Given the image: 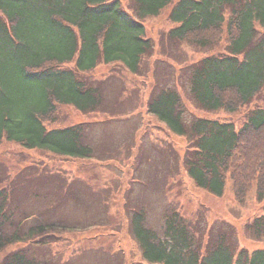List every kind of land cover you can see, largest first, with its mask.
Here are the masks:
<instances>
[{"label":"trees","instance_id":"16d2710c","mask_svg":"<svg viewBox=\"0 0 264 264\" xmlns=\"http://www.w3.org/2000/svg\"><path fill=\"white\" fill-rule=\"evenodd\" d=\"M129 7L121 0H0V145L103 160L88 141V124L48 125L60 120L63 105L84 113L102 107L101 86L88 76L99 64L120 63L140 74L156 47L144 21L168 8L176 25L165 39L209 52L188 66L190 92L200 109L237 113L264 90V0H130ZM184 107L173 88L148 101L150 114L187 139L183 163L195 186L222 196L229 180L235 201L243 202L253 191L264 200V101L246 112L240 125L201 117L188 121ZM31 169L30 182L59 180L56 173L38 176ZM9 179L6 170L0 171V252L16 248L0 264H49L34 247H53L72 228L44 219L29 225V215L17 218L13 180L3 186ZM61 180L67 195L68 181ZM30 182L29 190L36 185ZM39 188L33 191L55 205L52 185ZM63 199L60 195L56 204ZM145 216L144 210L135 211L130 224L146 264H264V249H239L229 224L200 239L194 220L177 208L168 213L163 234L147 227ZM247 230L264 239V211Z\"/></svg>","mask_w":264,"mask_h":264},{"label":"rangeland","instance_id":"374dc122","mask_svg":"<svg viewBox=\"0 0 264 264\" xmlns=\"http://www.w3.org/2000/svg\"><path fill=\"white\" fill-rule=\"evenodd\" d=\"M121 1L126 9L130 8V0ZM170 10L144 21L147 36L156 47L144 60L140 74H132L120 63L99 64L88 76L101 86L102 107L84 113L63 105L60 120L48 125L57 128L88 124V141L103 160L63 158L12 142L0 145V171L6 170L10 176L3 186L13 180L16 217L29 215V225L44 219L72 228L53 247H34L49 264H144L130 224L137 210H144L146 226L159 234H163L168 213L177 208L194 220L200 239L212 238L215 227L229 224L236 232L239 249L251 253L264 249V239H254L247 230V224L263 213L264 200H258L253 191L243 202L235 201L229 180L222 196L197 188L183 163L187 139L171 132L148 112L151 97L161 89L173 88L182 95L186 120L201 117L240 125L246 112L263 105L264 90L237 113L200 109L190 92L188 66L209 52L187 42L165 39V34L176 25L169 20ZM31 168L38 176L56 173L53 176H59V180L44 177L43 182L39 178L30 182L27 175ZM60 176L68 181L64 185L67 195L62 191ZM28 182L41 189L45 184L52 185L54 196H50L55 205L47 204L44 197L33 191L34 187L26 188ZM60 195L64 196L63 203L56 204ZM15 248L1 252L0 261Z\"/></svg>","mask_w":264,"mask_h":264}]
</instances>
